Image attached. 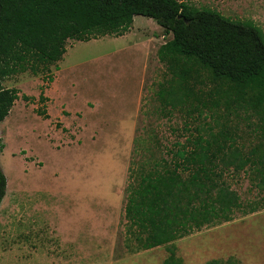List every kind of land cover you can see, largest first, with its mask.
<instances>
[{
    "label": "rangeland",
    "instance_id": "374dc122",
    "mask_svg": "<svg viewBox=\"0 0 264 264\" xmlns=\"http://www.w3.org/2000/svg\"><path fill=\"white\" fill-rule=\"evenodd\" d=\"M190 3L251 21L264 34V0ZM170 39L154 20L135 16L125 36L69 41L59 70L52 66L4 81L20 97L0 123L6 145L0 165L8 181L0 207V264H164L170 249L181 264H264V208L237 213L171 246L127 248L131 163L145 160L149 149L166 153L177 141L184 143L187 124L203 133L226 131L245 151L263 141L254 110L220 101L210 80L198 83L201 101L210 108L204 115L196 102L161 101V85L168 87L172 77L158 50ZM42 87L44 106L38 103ZM225 179L245 205L261 200L244 172L228 171Z\"/></svg>",
    "mask_w": 264,
    "mask_h": 264
},
{
    "label": "trees",
    "instance_id": "16d2710c",
    "mask_svg": "<svg viewBox=\"0 0 264 264\" xmlns=\"http://www.w3.org/2000/svg\"><path fill=\"white\" fill-rule=\"evenodd\" d=\"M191 1L0 0V123L20 97L18 89L3 86L7 78L40 75L52 66L59 70L69 41L125 36L135 16L154 20L172 35L158 50L172 77L168 87L161 85L162 102H196L204 115L210 108L201 101L198 83L210 80L220 101L246 104L259 116L263 141L251 150L226 131L203 133L187 124L184 143L177 141L166 153L149 149L145 160L131 163L125 208L131 252L171 246L205 227L230 222L237 213L264 208V34L251 21H235ZM45 89L38 99L42 106L48 101ZM37 113L50 118L46 110ZM5 147L0 137V154ZM228 171L247 174L261 200L245 205L225 179ZM7 186L0 165V207ZM164 264H181L174 249Z\"/></svg>",
    "mask_w": 264,
    "mask_h": 264
},
{
    "label": "crops",
    "instance_id": "0c3cea01",
    "mask_svg": "<svg viewBox=\"0 0 264 264\" xmlns=\"http://www.w3.org/2000/svg\"><path fill=\"white\" fill-rule=\"evenodd\" d=\"M46 96V95H45ZM140 109H141V107H140Z\"/></svg>",
    "mask_w": 264,
    "mask_h": 264
}]
</instances>
